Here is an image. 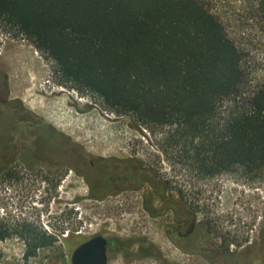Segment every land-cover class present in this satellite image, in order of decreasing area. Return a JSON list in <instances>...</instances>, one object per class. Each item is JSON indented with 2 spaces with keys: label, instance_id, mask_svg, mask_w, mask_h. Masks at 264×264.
Instances as JSON below:
<instances>
[{
  "label": "rangeland",
  "instance_id": "374dc122",
  "mask_svg": "<svg viewBox=\"0 0 264 264\" xmlns=\"http://www.w3.org/2000/svg\"><path fill=\"white\" fill-rule=\"evenodd\" d=\"M198 1L222 25L240 53L245 72L241 92L264 85V18L258 0ZM0 70L7 75L13 94L63 139L130 160L124 164L126 178L115 179L111 187L137 183L132 176L139 172V164L155 171L158 179L166 182L168 195L189 205L197 222L209 230L202 242L212 247L202 252L204 256L213 258L217 247L236 254L262 235L264 167L250 172L235 165L205 173L198 166L199 159L188 137L184 141L173 126H146L133 113L115 111L93 92L76 89L60 76L32 35L2 17ZM30 183L0 180V225L10 230L31 224L53 235L56 242L24 259L22 237L11 234L0 240V264H70L63 238H68L69 230L78 225L85 226L89 234L106 232V237L119 245L120 252L111 254L106 264H210L208 258L174 248L163 234L162 222L147 219L140 208L128 210L125 193L98 202L80 195L86 189L80 180L68 181V185H75L66 193L57 189L58 193L50 196L39 189V181L34 182L37 189L33 191Z\"/></svg>",
  "mask_w": 264,
  "mask_h": 264
},
{
  "label": "trees",
  "instance_id": "16d2710c",
  "mask_svg": "<svg viewBox=\"0 0 264 264\" xmlns=\"http://www.w3.org/2000/svg\"><path fill=\"white\" fill-rule=\"evenodd\" d=\"M0 17L32 35L76 89L188 137L205 173L264 167V85L241 92L240 53L198 0H0ZM11 234L24 259L56 242L31 224L0 225V240ZM221 252V264H249L260 249Z\"/></svg>",
  "mask_w": 264,
  "mask_h": 264
},
{
  "label": "flooded vegetation",
  "instance_id": "af4514ba",
  "mask_svg": "<svg viewBox=\"0 0 264 264\" xmlns=\"http://www.w3.org/2000/svg\"><path fill=\"white\" fill-rule=\"evenodd\" d=\"M126 161L130 160L91 151L82 143L63 139L40 114L13 94L7 75L0 70V180L30 181L32 191L37 189L34 182L39 181V189L47 196L57 194V189L66 193L75 185H68V181L80 180L86 187L80 195L98 202L125 193L127 209L135 212L134 209L140 208L147 219L162 222L163 234L174 248L208 258L213 264H221L216 258L202 253L211 247L202 242L209 234L208 229L197 222L189 205L168 195L166 182L159 180L151 168L138 163L139 172L132 176L137 183L132 186L121 183L117 188L110 186L115 179L124 177ZM105 209L112 210L113 206ZM85 228L74 226L69 230L71 235L63 238L70 257L76 247L95 236L104 238L106 262L111 254L120 252L119 245L106 237V232L89 234ZM258 248L260 252L249 264H264V229L256 243L248 242L237 254L242 256L243 251L251 252ZM217 250L222 253L220 248ZM228 253L233 252L228 250Z\"/></svg>",
  "mask_w": 264,
  "mask_h": 264
},
{
  "label": "water",
  "instance_id": "95a60500",
  "mask_svg": "<svg viewBox=\"0 0 264 264\" xmlns=\"http://www.w3.org/2000/svg\"><path fill=\"white\" fill-rule=\"evenodd\" d=\"M103 243L102 236H95L76 247L70 257V264H106Z\"/></svg>",
  "mask_w": 264,
  "mask_h": 264
}]
</instances>
